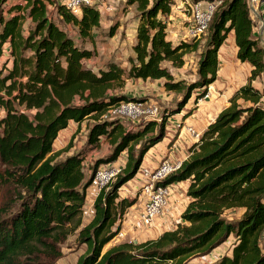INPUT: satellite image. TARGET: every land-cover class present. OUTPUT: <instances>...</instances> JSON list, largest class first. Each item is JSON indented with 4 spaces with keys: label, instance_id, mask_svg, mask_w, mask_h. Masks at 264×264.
<instances>
[{
    "label": "trees",
    "instance_id": "trees-1",
    "mask_svg": "<svg viewBox=\"0 0 264 264\" xmlns=\"http://www.w3.org/2000/svg\"><path fill=\"white\" fill-rule=\"evenodd\" d=\"M197 1L202 0L189 4ZM131 5L137 24L128 69L108 61L94 71L86 62L96 55L95 49L85 44L94 41L101 10L85 6L80 15H73L64 1L0 0V56L4 50L8 53L0 69V190L9 197L0 206V264H51L61 257L60 246L72 233L85 246L75 264H186L230 235L235 238L231 251L216 264H264V88L251 85L264 72V50L253 33L249 0H221L214 8L199 39L203 47L196 79L190 82L175 79L172 71L183 67L184 56L196 51L199 40L173 44L168 39L166 20L174 0H125V6ZM50 6L64 25L76 30L78 42L50 18ZM27 20L30 27L24 26ZM115 29H109L111 37ZM230 31L236 58L251 66L248 81L189 148L180 167L157 182L167 187L188 181L189 201L181 222L154 239L125 241L103 251L134 203L120 199L119 189L164 138L167 120L181 113L194 91L195 103L207 93L217 77L218 49ZM130 79L162 80V89L180 98L162 108L158 120L143 119L127 128L123 118H107L105 113L122 102L143 99L123 91ZM85 119L91 121L85 146L58 159L62 152H54L53 144L59 132L70 122L79 128ZM103 142L110 152L85 174L88 151ZM122 153V168L97 192L92 217L80 227L98 168L116 162ZM231 209L242 211L235 221L223 216Z\"/></svg>",
    "mask_w": 264,
    "mask_h": 264
},
{
    "label": "rangeland",
    "instance_id": "rangeland-1",
    "mask_svg": "<svg viewBox=\"0 0 264 264\" xmlns=\"http://www.w3.org/2000/svg\"><path fill=\"white\" fill-rule=\"evenodd\" d=\"M13 1V0H12ZM54 1V0H53ZM64 0H55L57 3H62ZM180 0H174V5L179 3ZM124 0H113L111 3V9L112 11H105L103 8L101 9L102 13V19L101 24L98 29H96L93 32L94 35V41L93 43H86V47L95 49V56L91 59L87 60L86 66L90 67L94 71H97L98 68L102 67L104 64L108 62L109 56H111L118 48V42L121 43L123 41H128L130 38V29L133 28L134 22H136V9L135 8H125L123 5ZM48 15L50 18L60 24L62 28L66 30L68 34H70L72 37H76V30L71 25H64L62 21L58 18V15L55 13L54 9L50 6L48 7ZM189 15L190 12H187ZM187 22V21H186ZM168 24V23H167ZM186 24V23H185ZM30 27L31 22L29 20L24 22V26ZM116 27L115 33L113 36H117L116 42H111L112 38L109 35V29L112 27ZM120 27V28H119ZM178 27L175 25L173 27H170L167 25V36L168 38L173 39L174 41H180V40H189L188 37L184 36V31L179 28V34L176 33ZM170 40V39H169ZM76 42H78V37L75 39ZM197 49L194 52L188 53L184 56V65L181 69L173 70V76L175 79L181 78L184 79L186 82L194 81L196 79V69H197V62L199 58V53L202 50L203 42L202 40L196 41ZM113 47V49L111 48ZM128 48V45L125 47V49ZM124 54V51L122 52ZM7 51L4 50L3 53L0 56V69L3 68L4 65H6L7 58ZM115 57V56H114ZM125 54L120 56L119 61H124ZM9 66V64L7 65ZM135 81H132L129 83V85L124 86L123 91L127 95H135L136 97L144 95L143 99L139 100V102L144 103V107H148L150 109H154L153 114L155 112V115H153L152 119L149 120H158L159 113L164 107H170L173 106L177 99L180 98V95L170 93L169 97H163L164 94L160 88V84L155 81H143L140 79H134ZM161 82V81H159ZM126 83V82H125ZM163 90V89H162ZM195 93L192 94V97L187 102L186 106L184 107L183 114H185L187 111L191 110V113L188 115L195 116L197 110V106L207 98V93L204 95L203 98L197 101L195 103L194 97L195 94L198 93V91H194ZM131 96V97H135ZM225 109V108H224ZM109 111V110H107ZM181 111V112H182ZM1 115V113H0ZM107 118H115L113 115L105 116ZM187 117V118H188ZM170 120H167L166 124V130H165V137L172 136L173 139L170 140V142L165 146L164 143L156 144L152 151L147 155L146 160L143 164V166L140 167L139 172L137 173L136 177L133 178L130 182H143V185L139 189L132 188V185L129 183L124 184L118 191L119 198H124L127 200H134V203L126 209L123 217L121 218V224H120V231L118 234L111 240V242H133V240L136 241H145L149 240V238L156 237L158 234H161L165 230H172L175 225L179 222H181L180 215L181 212L186 207L189 198L186 196V188L187 185H183L180 182L174 183L168 186V196L166 198L167 204L164 208V212L156 217L151 225H143L141 220V215L143 213V207L144 204L147 201V195L145 187L150 182L148 177L146 176L145 172H151L156 167L160 165V163L165 160L161 159V161L157 164L155 168H149L147 164L153 163L158 156L163 155V152L169 149L171 146H173L174 141L179 137V133L182 132L181 129L182 126H184V132L183 135H181L180 142H183L185 144V148L180 150L178 152V149H175L172 151V154L174 155H180L182 160L177 161H183L189 156V148L197 143L202 135V133L198 132L195 128L190 126L197 134V137H193L190 133L187 132V127L183 125L181 120H184L183 117L177 118L174 116H171L169 118ZM215 119V118H214ZM126 125L127 128H133L136 125L140 124L141 121H143V118H138L136 120L123 118L122 119ZM148 120V119H146ZM180 123V128H178ZM85 126H81L78 128L76 125H72L68 129L62 130L58 134L57 141L55 140V147L53 148V151L56 152H62L58 159H63L65 156L70 155L74 153L75 151L81 150L85 146L86 142V135H87V128L88 125L91 124V121L84 123ZM174 132V133H173ZM173 133V134H171ZM191 137L192 139L196 140L195 143H190L189 145L186 144V142L189 141ZM162 141V140H161ZM190 141V142H191ZM181 144V143H179ZM177 146H180V145ZM64 148H66L64 150ZM138 147L136 146V149ZM180 148V147H179ZM111 150V147L106 143L103 142L101 146L97 149L89 150L87 153V156L85 160L83 161L84 166V172L85 174H88V167L92 165V163L99 159L106 156ZM126 157V154H123L119 162L111 163L110 165H102L99 168H108L110 167L114 171H120L123 165L124 158ZM118 160V159H117ZM167 160V159H166ZM176 161V162H177ZM143 162V161H142ZM151 162V163H149ZM98 168V169H99ZM115 176L108 182L110 183L113 181ZM95 184V183H94ZM188 184V183H187ZM107 185V184H106ZM105 185V186H106ZM97 191V187L94 186L93 188H89V191L87 190V196L85 200V205L83 207V213L80 216V224L85 225V223L88 221V219L91 217V210L93 211L92 204H90L91 197L94 195V193ZM134 192V193H131ZM6 202H9V197H7L6 190L1 189L0 190V206L4 205ZM132 207V208H131ZM131 209V210H130ZM242 211L240 209H231L224 212L223 216L227 221H235L241 216ZM91 219V218H90ZM89 222V221H88ZM76 233H72L69 235V237L66 239L64 243L60 246L61 251V257L57 260H54L51 264H75L78 257L83 254L85 251V246L79 244L76 241ZM264 237V236H263ZM235 242V238L233 235H230L224 242L219 244L218 246L214 247L211 252L200 254L194 256V258H191L188 260L186 264H216L218 260L224 256L229 255L231 248ZM261 246L264 248V239L260 241ZM115 245V244H114ZM110 246V245H109ZM108 248V245H106L103 248V251H105Z\"/></svg>",
    "mask_w": 264,
    "mask_h": 264
},
{
    "label": "crops",
    "instance_id": "crops-1",
    "mask_svg": "<svg viewBox=\"0 0 264 264\" xmlns=\"http://www.w3.org/2000/svg\"><path fill=\"white\" fill-rule=\"evenodd\" d=\"M190 1L191 0H180L179 3L173 5L171 13L166 20L168 23L167 24L168 26L173 27L175 25L176 27H178L176 30V33H175L176 35L179 32V28H181V30L184 31L185 23L187 24L190 21V17L187 14V12H189L187 7H188V3ZM203 1L204 2H210V1H206V0H203ZM123 5L125 8H128V9L135 8V5L125 6V0L123 2ZM251 16H252L253 21L255 23L253 33L255 34L256 38L258 39L260 47L264 50V0H258V2L256 4H254L253 6L251 5ZM135 21L136 22H134L135 24H134L133 28L130 29V31H132V32H130L129 40L123 41L121 43L118 42V44H117L118 48L116 50H114L113 54L111 56H109V58H108V61H116V62L120 63V65L125 69H128L127 59L129 57L134 56V53L131 49V46L135 41V28H136V24H137V18ZM116 38H117L116 35L113 36L112 38H110L111 41L109 43H111V42L115 43ZM168 39H170L173 44L178 43V41H174L171 38H168ZM127 45H128V48L125 49V47ZM111 48L113 49V47H111ZM123 51L125 54V58H123L124 61L121 62V61H119V59H120V56L124 55L122 53ZM236 52H237V47H236L235 41H234V33H233V31H230L227 34L224 42L222 43V45L218 49V52H217V59H218L217 77H216V80L208 86V90H207L208 97L203 101V103H201L197 106V110L198 109L199 110L196 112L195 116L190 115L188 118L181 120V122H183L182 123L183 125L192 126L198 132L203 133L204 130L207 128V126L218 115V113L221 112L224 108L229 106V99L231 98V96L241 86H243L247 83L248 77L250 74V70H251V66L246 61L245 62L239 61L236 58ZM132 81H135V80L134 79L126 80L125 86L127 87V85H129V83H131ZM146 81H149V80H146ZM150 81H152V80H150ZM135 82H137V81H135ZM140 82H143V81H140ZM155 82L159 83L160 87H161L162 80H161V82H159V81H155ZM251 85L253 87H255L256 89H259V90L263 89L264 88V72L259 77H257L253 81H251ZM159 90H161L164 93L162 95L163 97H167V96L169 97L170 93L165 92L164 90H162V88H160ZM128 96H135V95H128ZM138 97H145V96L142 95V96H138ZM182 116H183V111L180 114L175 115V117H177V118H180ZM168 120H170V119H168ZM88 121H89L88 119H85L80 125L85 126L84 123H86ZM73 124L78 126V124H76L74 122H70L66 129L71 127ZM178 128H180V123H179ZM182 128H183V129H181L182 132L179 133V135H178L179 137H177V139L174 141L173 146H171L169 149L164 151L163 155L158 156V158L153 163L149 162V163H151V164H147L149 168H152V169L155 168L157 166V164L161 161V159H164V158L171 161V162H176L177 160H182L180 155L172 154V151H174L175 149H178V152H180V150H182L183 148L186 147L183 142H180L181 135H183V132H184L183 131L184 126H182ZM173 133H171V134H173ZM57 138H58V136H57ZM57 138H56V141H57ZM171 139H173L171 135L167 138L164 135V138L158 144L164 143L166 146L170 142ZM192 140L193 141H191V137H190L189 141L186 142V144L189 145L190 143L196 142V140H194V139H192ZM55 143L56 142H54V144H53V148L55 147ZM179 143H181V144H179ZM178 144L180 146H177ZM152 149H150L146 153V155L144 156L141 166H143L147 155L150 153V151H152ZM123 154H125V153H122L116 162L120 161ZM125 160H126V157L124 158L123 164H124ZM108 165H110V164H108ZM139 170H138V172H139ZM137 173H136V175H137ZM136 175L134 176V178L136 177ZM132 180L133 179H131L130 181H132ZM129 182H127V183H129ZM180 183L183 185H187L188 181H183ZM130 184L132 185V188L135 191V189H139L143 185V182L142 181L136 182V183L130 182ZM94 186H95V184L93 182L92 185L90 186V189L93 188ZM88 191H89V189H88ZM97 192L98 191H96L94 193V195L91 197V200L89 202L90 204H93V200H94ZM131 193H134V192H131ZM90 212H91V217H92L93 211L91 210ZM90 218L88 219V221L90 220ZM83 225L80 224V227ZM165 231H167V230H165ZM159 235L160 234H158L156 237H158ZM156 237L149 238V239H154ZM135 241L136 240H133V242H135ZM116 243L117 242H111L110 241L106 245H108V248H109Z\"/></svg>",
    "mask_w": 264,
    "mask_h": 264
},
{
    "label": "built area",
    "instance_id": "built-area-1",
    "mask_svg": "<svg viewBox=\"0 0 264 264\" xmlns=\"http://www.w3.org/2000/svg\"><path fill=\"white\" fill-rule=\"evenodd\" d=\"M113 0H64V5L67 10L73 15H80L82 8L85 6L96 7L101 10L111 12V3ZM253 6L258 0H249ZM221 3V0H213L211 2L197 1L194 3H188V11L190 12V21L184 25V36L189 39L195 38L199 40L205 33L207 26L210 22L214 8ZM208 97V94L207 96ZM105 113V116L113 115L117 118H127L136 120L138 118L152 119L154 109L144 107V103L139 101L122 102L118 105L112 106ZM153 114V115H151ZM187 132L193 137H197L196 132L189 126ZM181 165V161L171 162L169 160H163L158 167L151 172H145L149 179V183L145 187L147 195V201L143 207V213L141 215L142 224L149 226L153 220L164 212V208L167 204L168 186H158L157 182L163 180L168 174L178 169ZM118 171H114L110 167L99 168L94 177V183L99 191L103 186L116 176ZM264 235V232H263Z\"/></svg>",
    "mask_w": 264,
    "mask_h": 264
}]
</instances>
